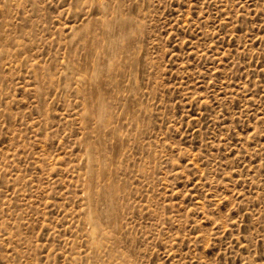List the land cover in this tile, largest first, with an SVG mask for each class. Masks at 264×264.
I'll use <instances>...</instances> for the list:
<instances>
[{"label": "rangeland", "instance_id": "374dc122", "mask_svg": "<svg viewBox=\"0 0 264 264\" xmlns=\"http://www.w3.org/2000/svg\"><path fill=\"white\" fill-rule=\"evenodd\" d=\"M0 264H264V0H0Z\"/></svg>", "mask_w": 264, "mask_h": 264}]
</instances>
